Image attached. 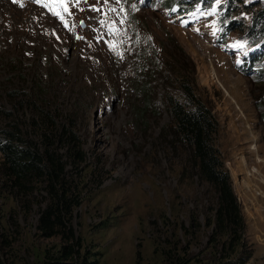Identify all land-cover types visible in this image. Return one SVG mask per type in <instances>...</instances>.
<instances>
[{"label": "rangeland", "instance_id": "rangeland-1", "mask_svg": "<svg viewBox=\"0 0 264 264\" xmlns=\"http://www.w3.org/2000/svg\"><path fill=\"white\" fill-rule=\"evenodd\" d=\"M166 1L64 0L65 11L52 0H0V130L64 165L80 200L71 228L81 246L58 258L62 236L37 229L48 183L18 195L0 170V264H46V252L59 264H165L166 250L183 255L188 243L191 256L209 255L205 232L177 230L191 212L203 225L209 204L206 188L180 176L187 166L171 136L170 104L196 100L218 124L247 264H264V35L252 25L264 0L196 1L185 14L193 0ZM62 128L79 157L66 153Z\"/></svg>", "mask_w": 264, "mask_h": 264}, {"label": "trees", "instance_id": "trees-1", "mask_svg": "<svg viewBox=\"0 0 264 264\" xmlns=\"http://www.w3.org/2000/svg\"><path fill=\"white\" fill-rule=\"evenodd\" d=\"M181 0H167L166 7L180 4ZM188 1V0H187ZM196 1L182 14L193 11ZM179 10V9H178ZM252 25L255 34L264 35V6L254 12ZM264 73V67L260 69ZM186 95L192 97L191 86L184 85ZM171 136L173 142L183 150L182 158L187 167H183L180 176L191 179L200 187L206 188L205 198L207 210L203 214V225L198 213L191 212L185 225L182 221L177 229L185 239L197 233H206L209 255L201 258L191 256L189 245L181 252L183 255L172 256L171 250H166L165 264H247L252 258V250L246 239V224L241 206L232 188L229 173L225 170L220 152L215 145V135L218 124L212 112L199 100L192 108L181 103L170 104ZM49 122L50 118L44 116ZM11 127L0 130V170L6 181L12 184V189L19 195L30 189L36 179H43L49 187V198L41 211L37 229L46 239L61 237V251L58 258L69 260L78 255L81 246L75 238L72 228V213L80 204L79 197H72L64 173V165L60 164L49 151L42 152L39 147H24L21 135L12 133ZM59 140L67 143L66 153L69 157H79L74 145L76 138L65 128L58 132ZM46 138V136H44ZM51 139V138H50ZM179 172V170H178ZM68 184V185H67ZM60 187V189L58 188ZM71 187V186H70ZM175 205H172V209ZM174 210V209H173ZM173 218L179 221V213L171 212ZM46 264H59L51 261L48 252L44 254ZM85 256L78 264H99L97 260L86 262Z\"/></svg>", "mask_w": 264, "mask_h": 264}, {"label": "snow or ice", "instance_id": "snow-or-ice-1", "mask_svg": "<svg viewBox=\"0 0 264 264\" xmlns=\"http://www.w3.org/2000/svg\"><path fill=\"white\" fill-rule=\"evenodd\" d=\"M13 2H15V0H13ZM35 2H39V0H35ZM52 2L54 4H57L59 6H64V0H52ZM77 3H79V0H77ZM64 10L67 11V7L64 6ZM53 15H56L58 18H60V13L59 12H56L53 10ZM83 23V22H81ZM233 47H243V45H240V44H237V45H233ZM240 62L237 61V64H239Z\"/></svg>", "mask_w": 264, "mask_h": 264}]
</instances>
